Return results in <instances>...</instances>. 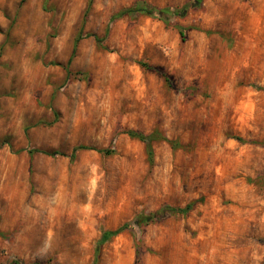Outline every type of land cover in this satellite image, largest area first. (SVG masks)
<instances>
[{
    "label": "rangeland",
    "instance_id": "374dc122",
    "mask_svg": "<svg viewBox=\"0 0 264 264\" xmlns=\"http://www.w3.org/2000/svg\"><path fill=\"white\" fill-rule=\"evenodd\" d=\"M192 1L0 0V264H264V0Z\"/></svg>",
    "mask_w": 264,
    "mask_h": 264
},
{
    "label": "trees",
    "instance_id": "16d2710c",
    "mask_svg": "<svg viewBox=\"0 0 264 264\" xmlns=\"http://www.w3.org/2000/svg\"><path fill=\"white\" fill-rule=\"evenodd\" d=\"M200 2H201V0H197V2L192 1L190 3H186L181 8L176 9V12L184 15L187 13V11L190 7L196 6ZM172 12H173L172 9H169V8H158V7L151 5V4H143V5H135L132 7H128L127 9H124V10L116 13V15L113 16V18L122 16L125 14H133L134 15V14H138V13L148 14V15L161 14L162 16L167 17V15L172 13ZM128 134L132 137H137V138L143 140L146 143V147H147L148 152L150 154H152V152H153L152 140L154 139V136H155L154 134H145V133L135 131V130H129ZM76 149H93V147H90L87 145H78L74 149V151ZM97 150L101 151V152L108 153V154L113 152L112 149H108V148L97 149ZM193 204L194 203H188L184 206L164 205V206H162V207H160L154 211H151L145 215H142L141 217L135 218L134 222H136V223L147 222L149 220L162 219V218L167 217L169 215L187 214L189 211L192 210ZM127 224L128 223H125L116 229L104 232L101 239H100L101 240L100 242L104 241L105 239L109 238L110 236L118 234L119 232H121L122 230H124L126 228ZM12 264H40V263H25L21 259H14L12 261ZM93 264H95V263H93Z\"/></svg>",
    "mask_w": 264,
    "mask_h": 264
}]
</instances>
